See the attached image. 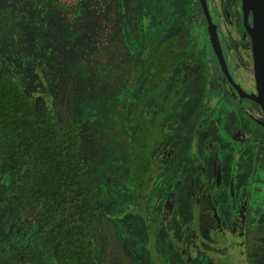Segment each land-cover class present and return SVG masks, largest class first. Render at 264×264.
I'll return each mask as SVG.
<instances>
[{
    "label": "rangeland",
    "instance_id": "obj_1",
    "mask_svg": "<svg viewBox=\"0 0 264 264\" xmlns=\"http://www.w3.org/2000/svg\"><path fill=\"white\" fill-rule=\"evenodd\" d=\"M2 3L20 5L22 12L0 32V52L38 109L52 107L76 122L86 177L104 192L106 214L92 230L98 262L210 264L202 249L215 240L210 223L198 217L211 202L224 233L241 227L245 250H228L234 264H248L246 257L264 264L263 115L253 101L242 107L225 79L199 0ZM208 3L234 80L253 91L240 7ZM170 36L178 38V57L145 107L152 118L160 115L166 136L153 152L158 169L140 198L130 149L138 125L131 121L152 70L143 57L150 44ZM6 148L0 150V264L17 245L29 247L28 264H58L52 248L41 243L45 233L27 193L32 174ZM231 172L235 178L225 182L220 173ZM226 244L218 239L220 256Z\"/></svg>",
    "mask_w": 264,
    "mask_h": 264
},
{
    "label": "trees",
    "instance_id": "obj_2",
    "mask_svg": "<svg viewBox=\"0 0 264 264\" xmlns=\"http://www.w3.org/2000/svg\"><path fill=\"white\" fill-rule=\"evenodd\" d=\"M21 12L20 5L0 4V32L19 20ZM177 57L175 36L159 38L143 57L152 70L131 121L138 125V131L130 142L131 167L140 198L158 169L153 152L166 136L160 115L152 118L145 113L147 97L158 90ZM16 75L0 52V150H8V146L32 174L27 193L37 225L45 233L41 243L52 248L58 264H101L95 256L92 230L106 214L101 205L104 192L86 177L79 127L70 116L52 107L38 109ZM182 82L176 83L164 101L166 105L173 101ZM28 251V246H11L5 264H28ZM218 264L227 263L221 259Z\"/></svg>",
    "mask_w": 264,
    "mask_h": 264
},
{
    "label": "water",
    "instance_id": "obj_3",
    "mask_svg": "<svg viewBox=\"0 0 264 264\" xmlns=\"http://www.w3.org/2000/svg\"><path fill=\"white\" fill-rule=\"evenodd\" d=\"M205 15L209 36L221 71L239 98L254 101L261 109L264 118V0H243L244 25L251 39L253 73L255 90L247 92L241 84L236 82L228 68L223 48L220 42L217 25L213 21L207 0H200ZM252 12V24L248 20Z\"/></svg>",
    "mask_w": 264,
    "mask_h": 264
},
{
    "label": "flooded vegetation",
    "instance_id": "obj_4",
    "mask_svg": "<svg viewBox=\"0 0 264 264\" xmlns=\"http://www.w3.org/2000/svg\"><path fill=\"white\" fill-rule=\"evenodd\" d=\"M200 1V0H199ZM226 1V5L228 6V3L230 2V1H233L234 2V4H233V6L235 5V7L237 8V7H240V10H241V12H240V15H241V20H242V23L244 24V17H243V0H225ZM207 4H208V7H209V10H210V14H211V8H210V6H209V3H208V0H207ZM200 7H201V11L203 12V9H202V6H201V1H200ZM229 7V6H228ZM203 15H204V13H203ZM211 16H212V14H211ZM204 17H205V15H204ZM212 19H213V17H212ZM205 20H206V18H205ZM248 20H249V22L252 24V20H253V16H252V12L250 11L249 12V15H248ZM213 21H214V19H213ZM215 22V21H214ZM216 23V22H215ZM206 24H207V21H206ZM216 25H217V31H218V24L216 23ZM207 30H208V26H207ZM244 30L247 32V30H246V28H245V25H244ZM208 34H209V32H208ZM218 34H219V31H218ZM247 34H248V32H247ZM249 35V34H248ZM176 37V36H175ZM210 37V36H209ZM177 38V37H176ZM219 38H220V35H219ZM244 38H245V40H244V43L242 44V45H244V44H246L247 45V47L248 48H250V46H251V39H250V36H249V40H247L246 39V36H244ZM177 42H178V38H177ZM220 42H221V38H220ZM212 43V42H211ZM221 45H222V42H221ZM212 47H213V45H212ZM222 48H223V45H222ZM214 50V49H213ZM251 50H252V48H251ZM223 52H224V49H223ZM215 53V52H214ZM224 55H225V53H224ZM215 56H216V54H215ZM217 58V57H216ZM225 59H226V57H225ZM217 62H218V60H217ZM227 62V61H226ZM218 64H219V62H218ZM228 65V64H227ZM229 68V67H228ZM181 75V74H180ZM225 77V76H224ZM182 79H183V77H182ZM226 79V78H225ZM227 80V79H226ZM178 82V81H177ZM228 82V81H227ZM229 83V82H228ZM175 87L177 86V84H175L174 85ZM231 86V85H230ZM242 86V85H241ZM232 87V86H231ZM243 87V86H242ZM254 90H255V87H254ZM253 90V91H254ZM235 91V90H234ZM236 92V91H235ZM247 92H251V91H247ZM237 94V93H236ZM237 96H238V94H237ZM239 97V96H238ZM245 100H249V99H243V100H241L240 98H239V103L241 104V106L243 107V102L245 101ZM164 101V100H163ZM250 101H252V100H250ZM254 102V101H253ZM261 110V109H260ZM261 114H262V112H261ZM263 120V122H264V118L262 119ZM221 174V176H223V178H224V180H225V182H230V181H233V179L235 178L234 176H235V173H233V172H231L230 174H228V173H226L225 175H222V173H220ZM209 197V196H208ZM210 204H211V206H212V203L210 202ZM211 206L209 207V208H207L205 211H201V215L198 217V218H200V220H198V222H200V223H205L204 222V220L205 221H208V223H210V228H209V230L212 232V237H213V239L215 240V243H213V240H210L211 242H212V244H213V247H205V249L206 250H204V249H202V251L203 252H205L206 254H207V256H208V262L210 263V264H218L219 263V261L221 260V259H225V262L227 263V264H234L235 262L233 261V259L228 255V250L229 249H232L233 247H235V246H240V245H242V250H245V248H244V244H242L243 243V235H242V231H241V227H240V225L238 224L237 226H236V228H235V230H234V228H231L230 230H227L226 229V231H227V233H224L223 232V228H222V223H221V219H220V217L218 216V214L216 213V212H212L211 211ZM213 218V220H214V224H212L211 223V221H209L207 218ZM242 217L239 215V220L238 221H241L242 219H241ZM197 222V223H198ZM201 227H204L205 228V226H204V224L201 226ZM206 229V228H205ZM238 236V237H236L238 240H240V241H237L236 242V240H235V237L234 236ZM217 236H218V238H217ZM203 238H205V237H203ZM206 239V238H205ZM218 239L220 240V243H222V242H224V243H227L224 247V250H225V252H226V254L224 253V254H222L221 256H220V254L218 253V251L217 250H219V249H217V248H215V246L218 244ZM206 241H208V239L206 240ZM215 250V252H213ZM245 260L248 262V264H251V259L249 258V257H246L245 258Z\"/></svg>",
    "mask_w": 264,
    "mask_h": 264
}]
</instances>
